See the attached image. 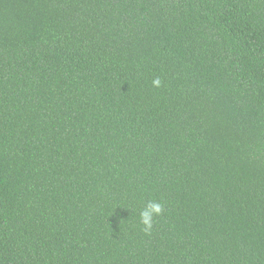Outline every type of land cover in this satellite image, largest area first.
<instances>
[{
    "label": "trees",
    "instance_id": "obj_1",
    "mask_svg": "<svg viewBox=\"0 0 264 264\" xmlns=\"http://www.w3.org/2000/svg\"><path fill=\"white\" fill-rule=\"evenodd\" d=\"M0 264H264V0H0Z\"/></svg>",
    "mask_w": 264,
    "mask_h": 264
},
{
    "label": "clouds",
    "instance_id": "obj_2",
    "mask_svg": "<svg viewBox=\"0 0 264 264\" xmlns=\"http://www.w3.org/2000/svg\"><path fill=\"white\" fill-rule=\"evenodd\" d=\"M153 87L159 88L161 80L159 77L152 81ZM164 211V205L155 200H149L142 210L139 212V222L142 225V231L146 235H150L153 229L154 218L158 217Z\"/></svg>",
    "mask_w": 264,
    "mask_h": 264
}]
</instances>
